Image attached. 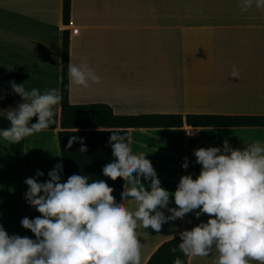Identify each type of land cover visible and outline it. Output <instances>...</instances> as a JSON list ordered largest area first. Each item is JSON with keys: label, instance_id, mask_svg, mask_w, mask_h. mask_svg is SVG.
<instances>
[{"label": "crops", "instance_id": "0c3cea01", "mask_svg": "<svg viewBox=\"0 0 264 264\" xmlns=\"http://www.w3.org/2000/svg\"><path fill=\"white\" fill-rule=\"evenodd\" d=\"M62 9L63 0H0V115L22 101L10 87L13 80L26 90L61 95L67 28L70 60L87 63L101 79L87 88L70 84L73 105L107 104L119 114L264 116V8L242 10L240 0H71L68 27ZM234 68L239 77L231 76ZM129 136L133 152L146 153L172 193L182 175H198L194 149L222 146L225 138L243 148L264 141V128L130 129ZM185 157L187 169L181 166ZM60 161L58 129L17 143L0 138V224L9 234L35 238L20 223L41 215L26 202L24 181L37 169L45 173L38 179H47ZM128 207L135 211L137 202L129 198ZM169 207H178L172 196ZM195 211L163 223L159 232L138 221L141 264L180 231L207 221V214L197 218ZM217 255L213 250L188 264H216Z\"/></svg>", "mask_w": 264, "mask_h": 264}, {"label": "clouds", "instance_id": "9594fccd", "mask_svg": "<svg viewBox=\"0 0 264 264\" xmlns=\"http://www.w3.org/2000/svg\"><path fill=\"white\" fill-rule=\"evenodd\" d=\"M240 5L242 10L264 8V0H240ZM67 71L70 84L87 88L90 82H101L87 63L70 60ZM231 76L239 77L238 69ZM9 84L22 101L7 112L9 126L0 128V138L17 143L54 124V106L62 100L56 89L41 92L26 90L14 80ZM77 141L79 151L86 152L78 136H70L66 148ZM109 144L113 159L102 173L125 180L120 198L104 179L74 173L62 180V161L42 181L38 178L45 173L37 169L24 181L25 199L41 215L20 221L35 238L9 234L0 224V264H141L138 221L159 232L163 223L197 209V218L207 214L208 219L179 232L178 249L184 256L204 257L215 250L216 264H264V141L234 148L225 138L222 146L194 149L200 171L195 178L192 173L182 175L172 193L161 185L146 153L133 152L130 136L111 131ZM181 166L189 167L187 157ZM170 196L178 207H169ZM129 198L137 202L135 211L129 210ZM173 264L184 261L176 257Z\"/></svg>", "mask_w": 264, "mask_h": 264}, {"label": "trees", "instance_id": "16d2710c", "mask_svg": "<svg viewBox=\"0 0 264 264\" xmlns=\"http://www.w3.org/2000/svg\"><path fill=\"white\" fill-rule=\"evenodd\" d=\"M63 24L70 26L71 0H63ZM62 55V89L61 105L55 115V122L44 130L58 129V141L65 179L76 174L88 175L90 179H104L112 187L117 199L121 196V188L125 180L118 176L115 180L105 177L102 168L111 159L112 150L109 144L111 131L119 130L129 136L130 129L183 128L184 126L201 128H264V116H229L208 114H119L107 104L73 105L69 101L70 82L68 63L70 62V31H63ZM33 117L32 122L36 121ZM6 116L0 115V128L8 127ZM78 136L83 138L87 151H79L80 141L66 148L68 138ZM180 236L163 243L150 257L146 264H173L180 257L184 264L189 258L178 249ZM177 248L173 252L172 249Z\"/></svg>", "mask_w": 264, "mask_h": 264}, {"label": "rangeland", "instance_id": "374dc122", "mask_svg": "<svg viewBox=\"0 0 264 264\" xmlns=\"http://www.w3.org/2000/svg\"><path fill=\"white\" fill-rule=\"evenodd\" d=\"M3 54H4V45H2L0 42V58L3 56Z\"/></svg>", "mask_w": 264, "mask_h": 264}, {"label": "built area", "instance_id": "2783aa9c", "mask_svg": "<svg viewBox=\"0 0 264 264\" xmlns=\"http://www.w3.org/2000/svg\"><path fill=\"white\" fill-rule=\"evenodd\" d=\"M189 134V133H188Z\"/></svg>", "mask_w": 264, "mask_h": 264}]
</instances>
